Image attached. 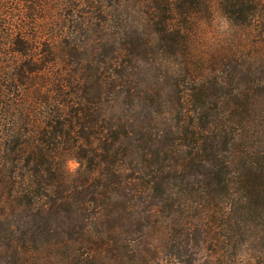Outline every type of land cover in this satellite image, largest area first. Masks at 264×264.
Returning a JSON list of instances; mask_svg holds the SVG:
<instances>
[{
  "label": "trees",
  "instance_id": "trees-1",
  "mask_svg": "<svg viewBox=\"0 0 264 264\" xmlns=\"http://www.w3.org/2000/svg\"><path fill=\"white\" fill-rule=\"evenodd\" d=\"M168 263L264 264V0H0V264Z\"/></svg>",
  "mask_w": 264,
  "mask_h": 264
},
{
  "label": "rangeland",
  "instance_id": "rangeland-1",
  "mask_svg": "<svg viewBox=\"0 0 264 264\" xmlns=\"http://www.w3.org/2000/svg\"><path fill=\"white\" fill-rule=\"evenodd\" d=\"M200 23L199 28L195 30L196 37L194 39L197 41L196 46L199 49V53L207 57L218 54L223 50L221 48L222 45L227 42L228 36L225 34L227 30L226 24L219 18H214L210 21H201ZM196 43H194V45ZM67 167L70 171H74L77 168V164L74 161H70Z\"/></svg>",
  "mask_w": 264,
  "mask_h": 264
}]
</instances>
